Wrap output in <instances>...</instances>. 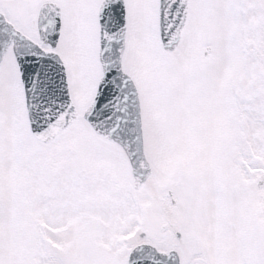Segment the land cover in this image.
<instances>
[{
    "label": "snow or ice",
    "instance_id": "6c2138e0",
    "mask_svg": "<svg viewBox=\"0 0 264 264\" xmlns=\"http://www.w3.org/2000/svg\"><path fill=\"white\" fill-rule=\"evenodd\" d=\"M0 264H264V0H0Z\"/></svg>",
    "mask_w": 264,
    "mask_h": 264
}]
</instances>
